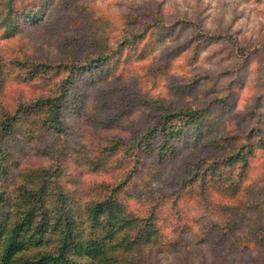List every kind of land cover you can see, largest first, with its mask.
I'll list each match as a JSON object with an SVG mask.
<instances>
[{
  "label": "rangeland",
  "instance_id": "1",
  "mask_svg": "<svg viewBox=\"0 0 264 264\" xmlns=\"http://www.w3.org/2000/svg\"><path fill=\"white\" fill-rule=\"evenodd\" d=\"M23 2L13 12L15 29L5 32L0 23V120L3 111L67 87L65 130H31V122L19 121L5 142L12 154L7 182L15 181L20 171L53 164L60 152L59 182L83 198H94L103 187L122 182L134 166L124 149L114 154L104 149L112 138L131 140L153 125L158 100L175 110H197L212 126L215 140L232 145H209L200 128L184 126L164 159L158 150L144 154L123 183L122 197L140 214L153 205L158 208L160 241L135 253L132 264H264V246L246 239H254L260 229H242V223L222 218L240 198L217 188L205 195L183 183L193 176L194 166L203 169L244 142L253 125L264 137L261 54L253 53L241 65L228 42L202 32L230 33L246 45L264 43V0ZM28 8L33 14L26 16ZM124 34L134 35L131 42L122 43ZM101 53L103 61L79 71L28 77L23 66L72 59L84 64ZM254 159L248 174H264L262 149ZM243 212L252 214L253 209L243 204Z\"/></svg>",
  "mask_w": 264,
  "mask_h": 264
},
{
  "label": "trees",
  "instance_id": "2",
  "mask_svg": "<svg viewBox=\"0 0 264 264\" xmlns=\"http://www.w3.org/2000/svg\"><path fill=\"white\" fill-rule=\"evenodd\" d=\"M23 1L0 0V23L5 27V32L17 27L13 12L18 4L25 3ZM62 1L52 0L51 5L61 6ZM83 5L86 7L88 3L84 2ZM24 13L29 16L33 11L28 8ZM202 32L208 37L221 38L228 42L241 65H246L253 53L259 52L264 66V43L246 45L230 33ZM133 37L134 35L124 34L122 43L131 42ZM105 57L101 53L95 60H88L84 64L72 59L56 65L30 62V68L23 66L27 68L25 73L28 77H34L48 71H79L95 61H103ZM3 68L4 62L0 55V85L3 83ZM67 83L71 85L72 80L68 79ZM66 92L67 87L53 95L20 103L12 111L2 112L0 264H132L135 253L152 248L160 241V230L155 218L158 208L153 205L149 212L140 214L122 197L123 183L132 177L144 154L158 150L159 157L164 159L167 152H173V140L184 126L200 128L199 133H203L209 145L212 143L223 149L232 145L230 142L215 140L212 126H206L208 120L200 117L197 110H175L158 100L156 106L160 107V112L153 125L144 128L137 138L128 140L117 136L112 138V144L104 147L113 154L124 149L133 159L134 166L127 178L119 184L103 187L96 197L83 198L59 182L62 171L60 152L53 164L38 165L27 171H20L15 181L7 182L12 154L5 142L13 134L15 126L24 119L31 122V130L38 126L63 133L65 126L62 113ZM258 149H262L264 154V137L260 134L259 127L253 125L249 128L244 142H240L225 156L212 160L203 169L199 165L194 166L193 176L185 178L183 183L200 189L205 195L217 188L228 197L240 198V202L222 214V218L225 223H242V229L249 227L250 230L251 226L259 228L260 231L254 239H246L255 245L264 246V174L254 176V173L248 174L247 171L248 167H254V161L257 160H252V157L256 158ZM187 177H190L189 173ZM243 204L252 207V214L243 212Z\"/></svg>",
  "mask_w": 264,
  "mask_h": 264
}]
</instances>
